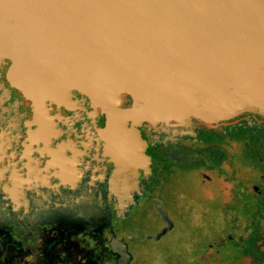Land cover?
<instances>
[{"label":"flooded vegetation","instance_id":"flooded-vegetation-1","mask_svg":"<svg viewBox=\"0 0 264 264\" xmlns=\"http://www.w3.org/2000/svg\"><path fill=\"white\" fill-rule=\"evenodd\" d=\"M14 64L0 58V264H117L114 246L128 264H264V116L145 120L144 158L116 199L91 97L41 114Z\"/></svg>","mask_w":264,"mask_h":264},{"label":"water","instance_id":"water-1","mask_svg":"<svg viewBox=\"0 0 264 264\" xmlns=\"http://www.w3.org/2000/svg\"><path fill=\"white\" fill-rule=\"evenodd\" d=\"M1 57L15 60L10 78L41 114L74 90L91 97L116 199L144 158L145 120L264 116V0H0Z\"/></svg>","mask_w":264,"mask_h":264}]
</instances>
